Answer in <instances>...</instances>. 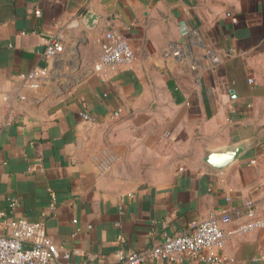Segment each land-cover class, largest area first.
<instances>
[{
    "label": "crops",
    "instance_id": "crops-1",
    "mask_svg": "<svg viewBox=\"0 0 264 264\" xmlns=\"http://www.w3.org/2000/svg\"><path fill=\"white\" fill-rule=\"evenodd\" d=\"M108 30L131 64L95 68ZM53 35L64 48L46 58ZM39 68L48 74L26 78ZM241 143L249 150L223 170L203 160ZM248 200L264 216V0H0L8 219L42 222L68 264H119L225 210L224 247L204 251L221 261L142 264H264V228L239 231Z\"/></svg>",
    "mask_w": 264,
    "mask_h": 264
},
{
    "label": "built area",
    "instance_id": "built-area-1",
    "mask_svg": "<svg viewBox=\"0 0 264 264\" xmlns=\"http://www.w3.org/2000/svg\"><path fill=\"white\" fill-rule=\"evenodd\" d=\"M63 43L59 36L46 39L44 55L46 58L56 57L63 51ZM175 57L186 63L192 70L198 64L193 57L185 55L182 49H173ZM210 68H214L218 58L208 53ZM135 59L134 51L127 40L116 30H108L101 43L100 61L95 66L129 65ZM48 70L39 68L26 75L28 79L46 76ZM85 118H89L86 114ZM15 202H11L13 207ZM226 211H211L205 219L192 221L187 229L172 234H164L155 244L126 255H120L119 264H142L147 259L167 258L178 260L183 256L197 258L203 262H219L220 257L205 250L220 251L227 240L228 232L219 225V216ZM240 213V212H239ZM243 214L248 218L240 225V232L264 228V216L256 217L252 200L245 202ZM70 252L60 250L45 231L42 222H30L26 219L10 220L7 213L0 211V264H68Z\"/></svg>",
    "mask_w": 264,
    "mask_h": 264
},
{
    "label": "water",
    "instance_id": "water-1",
    "mask_svg": "<svg viewBox=\"0 0 264 264\" xmlns=\"http://www.w3.org/2000/svg\"><path fill=\"white\" fill-rule=\"evenodd\" d=\"M95 15L91 12L86 14V21L92 22L95 19ZM249 150L247 143H241L237 146L220 149L215 151H206L203 160L209 165L223 170L232 162L243 156L246 151Z\"/></svg>",
    "mask_w": 264,
    "mask_h": 264
}]
</instances>
